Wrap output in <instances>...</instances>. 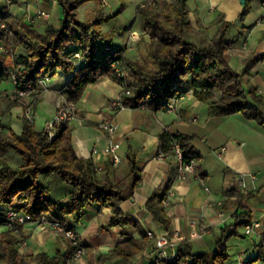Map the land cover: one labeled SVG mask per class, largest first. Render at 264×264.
Wrapping results in <instances>:
<instances>
[{"label": "trees", "instance_id": "16d2710c", "mask_svg": "<svg viewBox=\"0 0 264 264\" xmlns=\"http://www.w3.org/2000/svg\"><path fill=\"white\" fill-rule=\"evenodd\" d=\"M54 1L62 8L63 17L58 25L46 24L43 31L31 19L9 13V5L0 10V82L12 80L15 75L18 79L17 83L13 81L16 89L33 84L40 96L42 78L55 76L58 70L73 72L63 93L66 99L78 102L87 86L101 76L107 74L116 82L120 80L112 63L123 59L129 69L130 82V93L123 94L125 107H143L150 111L165 109L187 84H191L195 96L209 103L211 115L242 113L264 129V96L248 92L243 86V76L250 72L256 59L247 60L241 70L230 62L228 33L232 21H223L212 42L204 46L189 38L195 28L188 0H161L159 10L139 4L137 13L150 40L141 58L130 60L121 49H109L112 41L103 37L101 30V24L118 16L120 11L107 14L100 10L93 21L86 22L78 16L85 0ZM249 8L247 0L240 19ZM76 58L84 60L79 68L75 65ZM15 95L18 98V93ZM17 103L18 99L11 101L9 108ZM22 122L21 133L0 131V226H6L0 231V264H70L75 260V248L71 243L63 253L59 249L55 254L43 251L31 254L34 263L23 260L20 247L24 224L15 221L19 233L9 226L7 213L11 207L27 213L35 221L45 215L70 226L69 218L80 219L88 208L99 203L111 207V225L125 229L138 225L136 217L121 207L124 201L134 197L143 179L141 162L131 143L126 153V172L122 176L116 169L102 166L93 156L80 155L70 124L61 125L52 138L48 131L37 130L34 120L23 119ZM159 136L163 152H172V145L178 142L185 155L193 154L196 162L199 160L193 135L163 131ZM9 150L22 157L23 165L9 163L5 157ZM51 175L72 187L65 199L54 200L51 189L39 180ZM29 177L33 180L28 181ZM166 192L167 188L154 191L146 208L168 228L171 217L165 213L163 205ZM244 197L242 193L237 195L238 201ZM242 214L245 220L221 228L215 250L197 252L192 242L185 239L179 241L175 254L163 256L160 253L151 264H226L230 257L229 240L246 237L238 227L250 222V213L242 211ZM154 238L145 230H141V237L129 235L123 242H117L109 253L98 256L99 264H143L137 262V254ZM263 253L260 250L251 262L258 261Z\"/></svg>", "mask_w": 264, "mask_h": 264}, {"label": "crops", "instance_id": "0c3cea01", "mask_svg": "<svg viewBox=\"0 0 264 264\" xmlns=\"http://www.w3.org/2000/svg\"><path fill=\"white\" fill-rule=\"evenodd\" d=\"M17 1L10 4L8 0H0V10L4 5H9V13L26 20H30L31 16L34 18L39 10L47 11L49 17L42 18V24L37 26L42 31L48 23L58 25L63 17L62 8L54 0ZM103 1L85 0L79 7V19L90 22L98 16L100 10L107 14L120 11L115 18L103 22L101 30L103 37L112 41L110 50L121 49L127 55L129 46H132L131 32L141 33L136 28L139 22L137 11L134 19L136 23L134 20L128 22L130 17L124 15L128 3L118 9V3H122V0H111L109 7ZM88 4L96 5L84 11L85 16L82 17L81 9ZM188 4L191 9L190 19L195 28L189 38L200 45L212 42L223 21L233 22L228 33L230 62L234 68L241 70L247 60L256 59L250 72L243 76V86L248 92L264 96V0H249L250 8L243 19L239 18L245 5L241 0H194L192 5ZM75 61L77 68L84 64L81 58ZM72 74L58 70L55 76L42 78L40 98L35 107L37 113L39 109L41 113L50 112L55 117L60 112V106L67 101L63 92ZM15 88L12 80L0 82V131L7 133H21L23 129V100L19 99L17 104L7 109L15 96ZM119 90L118 83L105 74L87 86L78 102L71 103L76 108L78 118L70 125L73 127L75 148L80 155L93 156L102 166L116 169L117 172L120 166L124 170L127 168L126 153L131 143L138 153L143 172V179L134 197L121 205L125 212L136 217V227L125 229L111 225V207L99 203L88 208L82 218H69L68 224L82 236L88 255L98 258L101 254L109 253L117 242H123L129 235L141 237V230L149 235L151 233L153 238L168 234L172 242L167 248L168 254H175L179 241L185 239L192 242L197 252L215 250L221 228L235 221L240 222L233 212L249 211L250 222H256V225L251 233L246 232L245 225L238 227L246 237H232L229 240L230 257L226 264H264V253L258 261L251 262L260 250L264 251V129L255 120L245 118L242 113L211 115L209 103L195 96L191 84H187L181 94L169 102L170 109L158 111L125 107L112 112L108 103L120 93ZM106 118L119 125L117 138L121 142L118 151L121 161L117 164L111 156L102 152L93 155L94 146L102 148L106 144V130L101 125ZM163 131L193 135V144L200 157L195 172L184 181L176 179L179 161L173 151L167 152L163 158L159 157V153L163 152L159 135ZM6 157L12 165L20 166L24 163L14 151L8 152ZM242 175L246 177L245 187L239 185V177ZM200 177L204 179L203 183ZM27 180L32 181L33 177ZM39 180L51 189L54 200L65 199L72 189L54 175L40 177ZM205 185L209 190L204 188ZM170 186H175L176 198L169 207L171 223L166 228L148 213L146 203L154 191L165 190ZM238 193L245 196L241 201L237 199ZM219 201L224 202L223 216L219 213ZM0 228L3 231L6 226ZM49 228L44 229L35 222L24 224V247L20 250L23 260L34 263L31 254L43 251L55 254L58 249L62 253L66 251L67 240L63 234H57L51 226ZM193 230H198L200 234L191 236ZM175 232L183 238H176ZM154 240L143 252L137 254V262L151 264L157 260L160 249ZM97 261L91 264H97Z\"/></svg>", "mask_w": 264, "mask_h": 264}, {"label": "built area", "instance_id": "2783aa9c", "mask_svg": "<svg viewBox=\"0 0 264 264\" xmlns=\"http://www.w3.org/2000/svg\"><path fill=\"white\" fill-rule=\"evenodd\" d=\"M144 6V5H143ZM49 13L44 10H39L37 11L35 15L36 20H40L42 18H48ZM138 34L136 32H131L130 34V42H132V46H129L128 51L131 52V54L135 53L134 49V43L138 40ZM112 66L114 68V71L117 75V77L120 79L117 81L119 87H120V93L115 96L113 99H111L108 103V107L112 112H117L125 108L123 104V94H129L130 89H129V69L125 65V62L123 59L116 60L112 63ZM14 83L18 82L17 77L14 75L13 76ZM42 81V79H41ZM18 95H27L31 94L36 90V87L33 84H28L26 88L24 89H16ZM171 104H168L167 109H170ZM60 112L55 116V119L52 120V122H49L48 127L46 128V131L49 132V135L53 138L55 137V134H57L58 128L63 125V124H70L74 120H77V112L76 109L73 108L68 104L67 101H65L61 106ZM24 116L26 119L29 120H34L35 114L32 106H29L25 110ZM36 113V112H35ZM102 127L106 130L105 135H106V144L104 147L100 148L98 146H94L93 148V155H100L101 152L109 155L113 158L114 162L117 164L119 161H121V156L119 154V149L121 142L118 141V131H119V125L118 123L114 122L111 119L106 118L101 122ZM173 152L175 153L176 157L178 158V167H177V176L176 179L179 181H184L186 180L190 174L194 173L196 170V158L193 154H187L185 155L181 145L178 142H174L172 145ZM167 156V153L165 152H160L159 157L163 158ZM202 183L204 182V179L200 177ZM246 177L245 175H242L239 177V185L242 187L246 186ZM206 190H209V187L207 185L204 186ZM176 198V188L175 186H170L167 188L166 196L163 198V205L165 207V210L167 215L170 216L169 212V207L171 206V203L173 202V199ZM221 210L219 211L220 215H224L223 207H224V202L219 201L217 203ZM233 215L238 217L240 221L245 220V216L242 214V212L236 211L233 212ZM7 216L9 218V226L15 231L19 232V228L15 225V221H19L23 224H28L35 222L39 226L46 227L47 225H50L56 233H64L67 238H70L75 250H74V256L73 258L77 261L82 260L87 253V248L86 246L80 242L77 236V232L73 227L66 226L64 225L61 221L58 220H52L48 216H42L38 220H33L30 215L27 213L19 210V209H14L10 208L8 210ZM194 224V222H192ZM256 225V222H248L245 225L246 232L251 233L253 231L254 226ZM200 232L198 230H193L191 232V236L195 237L198 236ZM152 236V234L150 233ZM174 236L178 239H182L183 237L180 236L177 232L174 233ZM155 245L158 249H160L161 255L168 256V246L172 245L171 238L168 234H161L157 235L155 237Z\"/></svg>", "mask_w": 264, "mask_h": 264}, {"label": "rangeland", "instance_id": "374dc122", "mask_svg": "<svg viewBox=\"0 0 264 264\" xmlns=\"http://www.w3.org/2000/svg\"><path fill=\"white\" fill-rule=\"evenodd\" d=\"M103 2H104V5L106 7H109L112 4L111 3V0H104ZM246 2H247V0H246ZM127 3H128V7H127L128 10L126 11V13L124 15H126L128 18L130 17V19H129L128 22H132L134 19H136L135 18L136 17V11H137V6L139 4L141 6H143V5L144 6H152V7L155 8V10H159L160 9L159 6L161 5V0H122V3H120V4L118 3V6H119L118 9L119 8L120 9L123 8L125 5H127ZM188 3H190L192 5L194 3V0H189ZM95 5L96 4H88L89 7L88 6L83 7L81 9V12H80L81 13V16L84 17L85 16L84 15L85 14L84 11H87V9H90V7L93 8ZM113 11L115 12L116 9H113ZM137 16L139 18V22H138V25H137L136 28H138V30L141 31V33L138 31L139 32L138 33V37L139 38L134 43L135 53L134 54H131V52L129 51L127 53V55H126L127 58L130 59V60L140 59L141 58V55H142V52H146L147 51L146 48L148 47V43H149V40H150V36L147 35V33H145V30H144V28L142 26V18H141V16L138 13H137ZM31 17H30V19L33 22H37L36 24H37L38 27L40 26V24H42L43 21L41 19L40 20H34L33 16H31ZM134 22L136 23V20H134ZM122 23H123V21H122ZM43 25H45V24H43ZM111 26H113V25H111ZM12 81H14L13 78H12ZM15 93H17L16 88H15ZM38 98H39V93H38V89L36 88V90L33 93H31V94H27V95L26 94L25 95H22L21 94L20 96H18V98L15 95L11 99V101L18 99V102H19V99L23 100V113H22L23 119H26V117L24 116V114L26 112L25 111L26 108L29 107V106H32V108L34 110V114H35V117H34L35 127L37 129H39V130L40 129L42 130L44 128H45L44 130H46V128L48 127L49 122H52V120H54L55 117H53V114L50 113V112L41 113L39 109H38V113L36 112V108L35 107H37ZM11 101H10V103H11ZM67 102H68V104L70 106H72L71 103H73V104L76 103V102L70 101L68 99H67ZM10 103H9V105H10ZM73 108H75V106ZM7 109H10L9 106H8ZM0 114H2L1 111H0ZM8 152H10V150ZM6 154H5V157H6ZM17 155L19 156V154H17ZM19 157H20V159H22L21 156H19ZM125 172H126V170H124V168L120 166L119 170L117 171V174L123 176V175H125ZM49 227L50 226L47 225L46 227H43V228L44 229H50ZM1 229H3V228H0V231H1ZM17 233H19V232H17ZM57 234H59V235H62L63 234V236L67 240V245H68V243H72L71 239L70 238H67V236L64 233H57ZM77 236H78V239L80 240V242L85 245L84 241L82 240V236L78 232H77ZM23 242H24V239H23ZM23 242H22V245L20 247V250L24 247V243ZM27 247L29 248V246H27ZM25 249H24V251L27 252ZM83 257L84 258L82 260H80V261L74 260V262H71L70 264H91L92 262H95V260L97 261V259H98L97 257L94 258L93 256H91V254L88 255V251H87L86 255L83 256ZM97 264H99V260L97 261Z\"/></svg>", "mask_w": 264, "mask_h": 264}, {"label": "water", "instance_id": "95a60500", "mask_svg": "<svg viewBox=\"0 0 264 264\" xmlns=\"http://www.w3.org/2000/svg\"><path fill=\"white\" fill-rule=\"evenodd\" d=\"M241 2H242V3H245V2H246V0H241Z\"/></svg>", "mask_w": 264, "mask_h": 264}]
</instances>
